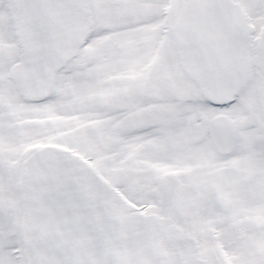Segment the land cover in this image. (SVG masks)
<instances>
[{
	"label": "snow or ice",
	"instance_id": "obj_1",
	"mask_svg": "<svg viewBox=\"0 0 264 264\" xmlns=\"http://www.w3.org/2000/svg\"><path fill=\"white\" fill-rule=\"evenodd\" d=\"M0 264H264V0H0Z\"/></svg>",
	"mask_w": 264,
	"mask_h": 264
}]
</instances>
